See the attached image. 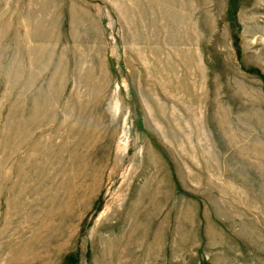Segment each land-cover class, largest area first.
Masks as SVG:
<instances>
[{
  "label": "rangeland",
  "instance_id": "rangeland-1",
  "mask_svg": "<svg viewBox=\"0 0 264 264\" xmlns=\"http://www.w3.org/2000/svg\"><path fill=\"white\" fill-rule=\"evenodd\" d=\"M121 3L3 84L0 0V264H264V0Z\"/></svg>",
  "mask_w": 264,
  "mask_h": 264
},
{
  "label": "crops",
  "instance_id": "crops-1",
  "mask_svg": "<svg viewBox=\"0 0 264 264\" xmlns=\"http://www.w3.org/2000/svg\"><path fill=\"white\" fill-rule=\"evenodd\" d=\"M127 1L132 2V0ZM112 2L114 4H109L107 0H3V84L7 80L10 83L18 84L20 81H24V75L29 72L31 67H55L54 61L57 58L68 57L70 51L73 50L72 44L75 42L73 29L74 35L81 37L83 34H90L93 30L92 25L95 23V28L99 29L100 26V40L102 37L104 44L107 43L103 22L105 15H107L106 12L108 10L115 12L116 5L120 14L124 15L123 11L128 10V6L120 5L122 0H112ZM88 27L92 29H86ZM96 35L98 36V33ZM80 39L77 41L79 42ZM142 61L146 66L145 55ZM20 65L23 72L22 76L15 70V67ZM201 65L204 67L203 64ZM220 177L223 182L231 181L233 183L234 181L225 178L223 165H220ZM214 194L220 195L219 192ZM182 195L192 199L201 211L198 215L200 222L197 228L200 232L196 237V243L200 246L194 252H197V256L204 255L206 244L210 240L206 230L207 221L204 210L206 208L201 207V201L195 196ZM219 226L222 225L219 224ZM222 232L230 238V234L226 235L224 229ZM162 241L163 239H161V243ZM167 241L170 242V245L168 244L165 249L164 259L166 260L172 256L173 246L171 247V244L174 240ZM202 246L204 248L200 251ZM203 260L205 263L210 262L206 253Z\"/></svg>",
  "mask_w": 264,
  "mask_h": 264
}]
</instances>
